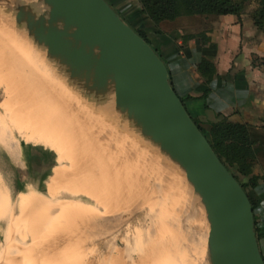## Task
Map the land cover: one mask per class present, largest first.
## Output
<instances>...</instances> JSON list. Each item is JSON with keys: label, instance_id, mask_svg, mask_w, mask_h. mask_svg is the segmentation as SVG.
Instances as JSON below:
<instances>
[{"label": "rangeland", "instance_id": "obj_1", "mask_svg": "<svg viewBox=\"0 0 264 264\" xmlns=\"http://www.w3.org/2000/svg\"><path fill=\"white\" fill-rule=\"evenodd\" d=\"M129 1L119 15L146 37L149 31L193 30L215 17L154 25L138 0ZM19 3L0 0V264H211L205 210L184 170L117 107L111 84L102 92L91 79L72 74L23 20L16 22ZM257 7L258 0H248L242 14L251 19ZM15 38L25 46L17 47ZM38 77L46 87L56 81L50 94H65L59 101L70 105V115L45 102L49 91H37ZM62 115L72 122L58 123ZM46 120L64 124L66 134L42 132L52 126ZM59 148L66 157L57 158ZM255 165L259 195L262 176ZM230 170L250 188L249 176L236 165ZM261 202L256 223L264 214Z\"/></svg>", "mask_w": 264, "mask_h": 264}, {"label": "water", "instance_id": "obj_2", "mask_svg": "<svg viewBox=\"0 0 264 264\" xmlns=\"http://www.w3.org/2000/svg\"><path fill=\"white\" fill-rule=\"evenodd\" d=\"M20 3L16 22L72 74L102 92L111 84L117 107L184 170L205 210L211 264H264L246 192L189 115L153 47L106 0H43L40 13Z\"/></svg>", "mask_w": 264, "mask_h": 264}, {"label": "crops", "instance_id": "obj_3", "mask_svg": "<svg viewBox=\"0 0 264 264\" xmlns=\"http://www.w3.org/2000/svg\"><path fill=\"white\" fill-rule=\"evenodd\" d=\"M107 1L117 10L130 2ZM200 27L149 31L147 37L161 54L172 86L200 127L207 129L211 123L228 117L253 124L249 126L251 132L264 139V29L259 30L245 14L215 16ZM206 61L212 66L211 73L198 69V64ZM255 166L254 172L258 174L259 170L262 176L261 196L263 156ZM258 220L256 225L262 233L259 248L264 258L263 213Z\"/></svg>", "mask_w": 264, "mask_h": 264}, {"label": "trees", "instance_id": "obj_4", "mask_svg": "<svg viewBox=\"0 0 264 264\" xmlns=\"http://www.w3.org/2000/svg\"><path fill=\"white\" fill-rule=\"evenodd\" d=\"M138 2L142 13H145L153 24L157 25L165 22L175 23L181 16L208 17L226 14L240 16L245 10L248 0H138ZM115 11L119 13V10L115 9ZM251 19L259 30L264 29V0H258V7L251 13ZM136 32L152 46L148 37L141 34L142 32ZM152 47L162 59L157 49L154 46ZM211 67V64L207 61L198 64V69L205 72L209 71L211 73ZM194 122L196 123L195 120ZM196 124L198 125V123ZM249 126H253V124L240 123L228 119V117H223L212 123L207 129L200 126L199 128L230 172V167L236 165L238 173L249 176L251 184L250 188L246 189L245 185L231 172L246 192L255 215L256 210L259 208L260 197L255 191L258 177L251 174L252 167L258 162L260 156L264 158V139L253 134ZM261 126L264 127V123ZM255 219L256 215L254 216ZM255 227L259 239L262 233L256 222Z\"/></svg>", "mask_w": 264, "mask_h": 264}, {"label": "bare ground", "instance_id": "obj_5", "mask_svg": "<svg viewBox=\"0 0 264 264\" xmlns=\"http://www.w3.org/2000/svg\"><path fill=\"white\" fill-rule=\"evenodd\" d=\"M19 1H21V3H25V4H27L28 6H30L32 9H33V11L34 12H36V13H40V12H42L44 9H45V7H44V4H43V0H19ZM90 4V3H89ZM90 5H92V4H90ZM93 6V5H92ZM93 7H95V6H93ZM95 8H97V7H95ZM3 27V26H2ZM4 29V28H3ZM4 32H5V30H3ZM9 33V32H8ZM5 34H7V33H5ZM4 34V35H5ZM12 34V33H11ZM1 35V34H0ZM12 36V35H11ZM3 38V37H2ZM6 38V37H5ZM7 38H8V40H9V38H11V37H9L8 35H7ZM12 39H13V37H12ZM11 39V40H12ZM19 39V38H18ZM7 40V39H6ZM15 40H16V42L18 43V41H20V42H22L21 40H18L17 41V38H15ZM15 40H13V41H15ZM3 41V40H2ZM5 41V40H4ZM9 42H12V41H9ZM19 42V43H20ZM19 43H18V45H17V47L19 46ZM16 44V43H15ZM14 44V45H15ZM21 44V43H20ZM24 45V44H23ZM22 44H21V47L23 46ZM25 46V45H24ZM20 47V46H19ZM27 48V47H26ZM17 49H23V48H17ZM27 50H29V47H28V49ZM26 49L24 50L23 49V54H25V52L24 51H27ZM18 52H20V51H18ZM30 52V51H29ZM28 52V53H29ZM33 53V52H32ZM20 54V53H19ZM34 54V53H33ZM33 54H27V56H34ZM21 56V55H20ZM23 57V56H22ZM28 58H30V57H28ZM34 58H35V56H34ZM49 73V72H48ZM41 76V75H40ZM43 76V75H42ZM42 76H41V78H42ZM46 77V76H45ZM55 77V76H54ZM40 77H38V78H36L37 80H38V82H39V84H38V87H40L41 89H39V90H37L39 93H41L42 91H44V92H42L44 95H45V91H46V93H47V91H49L48 93H47V95L49 96L48 97V100H46L45 102H49V104L50 103H54V105H57V103H58V107H61V105L63 104L62 102H60L59 100H63V99H65V94L62 96V94H61V96L59 97L58 95H60V93H57V94H55V93H51L50 94V92H51V90L52 89H50V88H52V87H54L55 86V83H56V81H55V83L53 84L52 82V84H51V86L52 87H49V85L46 87V83H45V80L44 79H41ZM47 79V78H46ZM49 79V78H48ZM53 80V79H52ZM48 82H49V80H48ZM47 82V83H48ZM59 83H60V81H59ZM63 84V83H62ZM65 85V84H64ZM49 87V88H48ZM55 88V87H54ZM57 88V87H56ZM58 89V88H57ZM59 90V89H58ZM53 91V90H52ZM61 91V90H60ZM38 93V94H39ZM46 96V95H45ZM62 97V98H61ZM39 98H40V96H39ZM41 98H42V96H41ZM80 99V98H79ZM83 99V98H82ZM67 100V99H66ZM65 100V101H66ZM65 101H63V102H65ZM42 102V101H41ZM61 104H60V103ZM67 103V102H66ZM64 104L62 107H64V109H62V107H61V109H62V112H64V113H68L69 114V112L71 111V110H69L70 108H69V106H67V104ZM41 105V104H40ZM43 105V104H42ZM43 108H44V106H42ZM51 107V106H50ZM52 108H53V106H52ZM57 108V107H56ZM71 108H73V106H71ZM58 109V108H57ZM59 111H60V109H58ZM57 110V111H58ZM64 110V111H63ZM72 110H74V109H72ZM91 110V109H90ZM45 111H47L46 109H45ZM54 111V110H53ZM58 111V112H59ZM43 112H44V110H43ZM43 112H41V111H39V110H36V113L38 114V115H42L44 118V121H45V119H47V117H45L46 116V113H43ZM61 114H63V113H61ZM70 115V114H69ZM68 115H66V117L65 116H63L62 115V119H60V117H58L59 119H58V123H67L68 121H71V120H68L69 119V116L67 117ZM76 116V115H75ZM79 116V115H78ZM16 118V117H15ZM38 118H40L41 119V117H38ZM65 118H67V119H65ZM95 118V117H94ZM49 119V118H48ZM74 119V118H73ZM93 119V118H92ZM38 120V119H37ZM43 121V122H44ZM47 122H49L52 126H50V125H48L47 123V127H45L46 128V130H43L42 129V132L43 131H51L52 133H54V134H60V135H62V133L65 135L66 133H64V132H62L63 131V125L64 124H61V126L60 125H58V127L56 126V125H54V123H56V120H52V121H48V120H46ZM72 122V121H71ZM67 125V124H66ZM69 125V124H68ZM119 125V124H118ZM41 126H42V123H41ZM44 128V129H45ZM67 128H70V127H67ZM74 128V127H73ZM65 130V129H64ZM68 130V129H67ZM66 131V130H65ZM69 133V132H68ZM67 133V134H68ZM70 133H72V131L70 130ZM69 133V134H70ZM68 134V135H69ZM68 137H70V136H68ZM72 139H73V136L71 137ZM72 139H70L71 140V143H73L72 145H74L75 143H74V141H75V139H74V141L72 140ZM127 141V140H126ZM83 142V141H82ZM70 143V144H71ZM81 143V142H80ZM127 143V142H126ZM76 144H79V143H76ZM119 144H121V143H119ZM81 146V145H80ZM126 146V145H125ZM69 147L70 146H67L66 147V150H65V148H59L58 149V151H57V153H56V156L58 155L59 157H64L65 156V153L67 152V153H70L71 151H69V150H67V149H69ZM72 147V146H71ZM74 147V146H73ZM72 147V148H73ZM128 148V147H127ZM127 148H125V149H127ZM130 148V147H129ZM65 150L64 152H62L61 150ZM71 149V148H70ZM84 150V149H83ZM129 150V149H128ZM127 150V151H128ZM120 152V151H119ZM61 155V156H60ZM68 155V154H67ZM57 156V158H59ZM66 157V156H65ZM56 160V159H55ZM123 160V159H122ZM61 161H63V160H61ZM59 162V161H58ZM65 164V163H64ZM62 165V164H61ZM59 171H63V170H59ZM60 173V172H59ZM86 179V178H85ZM208 229H209V224L207 223V226H206V233L208 234Z\"/></svg>", "mask_w": 264, "mask_h": 264}]
</instances>
